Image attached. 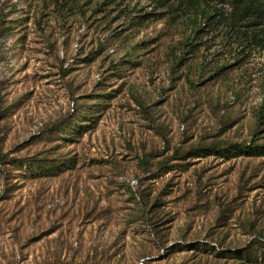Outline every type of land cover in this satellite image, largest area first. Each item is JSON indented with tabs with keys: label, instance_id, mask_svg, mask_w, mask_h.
<instances>
[{
	"label": "rangeland",
	"instance_id": "obj_1",
	"mask_svg": "<svg viewBox=\"0 0 264 264\" xmlns=\"http://www.w3.org/2000/svg\"><path fill=\"white\" fill-rule=\"evenodd\" d=\"M192 1L0 0V264H264V46Z\"/></svg>",
	"mask_w": 264,
	"mask_h": 264
},
{
	"label": "trees",
	"instance_id": "obj_2",
	"mask_svg": "<svg viewBox=\"0 0 264 264\" xmlns=\"http://www.w3.org/2000/svg\"><path fill=\"white\" fill-rule=\"evenodd\" d=\"M189 1V0H188ZM199 0H193L191 4H196ZM227 5L230 8V19L227 22L232 28L244 24L252 30L255 41H261L264 46V0H209ZM228 14V13H227ZM224 16V13H221ZM210 14H206L207 19ZM237 25V26H236ZM238 152L248 156L264 155V145L249 142L239 144L236 147ZM230 152V151H229ZM229 154V153H227Z\"/></svg>",
	"mask_w": 264,
	"mask_h": 264
}]
</instances>
